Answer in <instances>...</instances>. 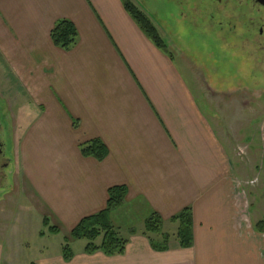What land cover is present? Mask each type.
I'll list each match as a JSON object with an SVG mask.
<instances>
[{
  "label": "crops",
  "instance_id": "crops-1",
  "mask_svg": "<svg viewBox=\"0 0 264 264\" xmlns=\"http://www.w3.org/2000/svg\"><path fill=\"white\" fill-rule=\"evenodd\" d=\"M123 1L0 0V100L17 106L9 111L16 169L7 168L5 194L26 199L42 220L41 236L48 231L75 244L72 230L106 209L109 189L128 188L110 215L127 241L123 256L89 255L83 247L67 262L48 243L41 258L28 261L12 245L1 264H264V115L249 129L252 116L207 114L203 101L213 106L216 94L208 100L202 86L196 94ZM62 20L79 33L69 52L51 40ZM247 56L264 67L262 53ZM94 139L109 149L103 162L81 154L80 145ZM186 208L193 216L189 249L179 246L171 222ZM155 213L172 235L167 251H155L146 233ZM15 228L2 233L15 241Z\"/></svg>",
  "mask_w": 264,
  "mask_h": 264
},
{
  "label": "rangeland",
  "instance_id": "rangeland-1",
  "mask_svg": "<svg viewBox=\"0 0 264 264\" xmlns=\"http://www.w3.org/2000/svg\"><path fill=\"white\" fill-rule=\"evenodd\" d=\"M131 1L150 17L160 37L167 45L169 53L173 55L181 71L185 75L187 74L186 78H190L191 89L196 94H199L196 86H202L201 93L204 95L206 91L205 96L208 100L211 97L210 92L214 93V95L216 94L214 99L218 101H215L213 106L210 104L206 105L203 101V107L207 114L214 116L219 110L225 114V110H227L228 114L235 119L244 114L245 116H252L249 118L248 123H246V125H249V129L256 123L252 120L257 121L263 117L264 89H261L260 85L257 86L260 82L257 79H264V67L254 68L253 61L247 56L254 49L258 50V47H252V43L250 45L248 43L244 44L241 37H212L208 28L206 29V34L203 33L205 31H196V33L191 30L187 31L188 28L183 30L178 20V6L181 7V11H184L188 15L195 11L196 13L198 12L199 16L198 0H195V2L193 0ZM179 3L183 4L180 5ZM204 23H207V21ZM204 27H208V25L206 24ZM211 82L225 85L228 89H210L209 86L213 84ZM261 85H264V80L261 82ZM225 93L228 94V97H224ZM241 93L243 95H239ZM229 97L234 98L230 100ZM3 102L5 101L0 100V109L3 108ZM215 104H217V107ZM16 107L15 105L10 108L15 110ZM5 113L6 111L4 110L0 111V115ZM7 113L9 114V112ZM9 118L11 117L9 116ZM8 124L10 129L11 122H8ZM15 145L14 139L10 137L7 140V151L10 158H13V162L9 166L10 170L16 169V157H14ZM243 149V151H247L246 148ZM246 155L244 157H247ZM260 156L264 157V149H262ZM256 179L259 180L258 178ZM8 182L11 186V179ZM12 191L13 189L10 188V192ZM15 197H17L16 200L12 199V196L8 197L7 194L6 197H1V200L2 198L3 200L0 202V264L6 260L4 259L7 254L5 249L12 245L20 249L17 252L23 253L24 259L28 261L41 258L42 251L46 252L44 249L41 251V248L49 244L50 246L47 247L49 250H56L58 252H61L65 246H70L73 252H77L87 246V240H79L75 244H72L63 235H59L58 237L54 235L49 236L48 231L44 235L45 237L41 236L39 230L42 227V220L35 213L30 212L26 199L19 196V194ZM9 226L10 229L16 226L14 232H18V236L15 238V241L9 237L13 236L12 234L9 233L7 235L6 233H2L3 229H7Z\"/></svg>",
  "mask_w": 264,
  "mask_h": 264
},
{
  "label": "trees",
  "instance_id": "trees-1",
  "mask_svg": "<svg viewBox=\"0 0 264 264\" xmlns=\"http://www.w3.org/2000/svg\"><path fill=\"white\" fill-rule=\"evenodd\" d=\"M123 3L127 13L145 36L157 48L165 53H169L167 45L160 37L150 17L131 0H124ZM51 40L55 47L69 52L77 45L79 33L71 21L62 20L51 31ZM78 125L79 123L75 122V127H78ZM80 151L83 157L93 158L99 162H103L109 155V149L99 139L81 144ZM108 194L109 198L106 209L96 215L82 219L70 234V240L88 241L85 251L89 255L102 252L108 257H116L123 256L126 251L127 241L123 240L114 230L110 215L113 210L124 203L128 194V188L126 186H115L109 189ZM171 222L178 224L175 237L179 246L183 249L191 248L194 243L192 210L186 208L180 214L172 217ZM44 224L45 226H49L47 221ZM261 224L258 225V231L263 233ZM162 226L163 220L156 213L145 224L146 233L151 235V237H155V239L151 238V244L155 251H167L169 249L172 235L163 233L161 230ZM49 230L56 232V228L54 227H50ZM157 235L161 237L160 240L156 239ZM63 257L67 262L72 260L73 253L69 246L63 248Z\"/></svg>",
  "mask_w": 264,
  "mask_h": 264
},
{
  "label": "flooded vegetation",
  "instance_id": "flooded-vegetation-1",
  "mask_svg": "<svg viewBox=\"0 0 264 264\" xmlns=\"http://www.w3.org/2000/svg\"><path fill=\"white\" fill-rule=\"evenodd\" d=\"M198 5L199 16L195 11L188 15L178 6V20L183 30L188 28L187 31H205L203 33L206 34L208 28L212 37H241L244 44L252 43V47L259 48L253 52L264 55V0H198ZM206 24L208 27H204ZM2 107L0 111L6 113L0 115V197H6L5 189L9 180L7 168L11 163L7 151V140L11 136L8 122L12 117L7 113L11 112L10 106L3 103ZM13 124L11 121V127Z\"/></svg>",
  "mask_w": 264,
  "mask_h": 264
},
{
  "label": "built area",
  "instance_id": "built-area-1",
  "mask_svg": "<svg viewBox=\"0 0 264 264\" xmlns=\"http://www.w3.org/2000/svg\"><path fill=\"white\" fill-rule=\"evenodd\" d=\"M241 151H242V149H241ZM241 153H242V154H245L244 151H242ZM257 183H258V180L255 179L254 181H252V182L250 183V185H251V186H254V185H256Z\"/></svg>",
  "mask_w": 264,
  "mask_h": 264
}]
</instances>
